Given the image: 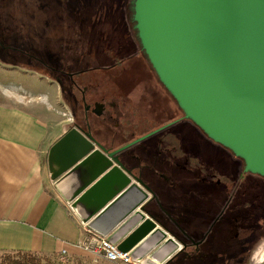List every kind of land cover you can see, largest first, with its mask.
Segmentation results:
<instances>
[{
    "label": "water",
    "instance_id": "obj_1",
    "mask_svg": "<svg viewBox=\"0 0 264 264\" xmlns=\"http://www.w3.org/2000/svg\"><path fill=\"white\" fill-rule=\"evenodd\" d=\"M133 14L187 118L264 176V0H133ZM113 144L75 127L49 152L51 181L88 231L137 264H164L187 244L149 212L157 197L130 169L139 158Z\"/></svg>",
    "mask_w": 264,
    "mask_h": 264
},
{
    "label": "flooded vegetation",
    "instance_id": "obj_2",
    "mask_svg": "<svg viewBox=\"0 0 264 264\" xmlns=\"http://www.w3.org/2000/svg\"><path fill=\"white\" fill-rule=\"evenodd\" d=\"M120 5L121 19L127 31L122 37L130 41L132 50L122 53L115 49L107 50L106 56L99 58H108L110 64L85 66L76 73H63V98L70 116L66 128L69 132L78 127L98 143H114V150L128 147L127 151L139 158V162H136L139 168H136L137 165L130 167L134 176L142 179L158 198L157 185L181 183L187 177L199 175V170L206 167L208 155L200 153L199 147L200 143L205 145L202 141L204 138L209 140L210 150L214 154L220 151L219 159L223 160L224 165L233 152L218 145L187 118L179 102L161 82L142 48L133 18V0L121 2ZM86 27L92 28L93 25ZM79 30L75 40L89 39ZM100 35L99 42L118 43L106 34ZM30 39L39 40V37L32 36ZM116 39H119L118 35ZM32 58L38 65L52 70L39 59ZM235 159L239 169L234 180H230V176L225 177L227 167L221 168L224 170L222 173L216 169L210 175L208 172L209 178L201 175L200 181L213 179L218 185L222 184L220 176L224 175L232 185L224 186L223 194L228 196V201L215 216L204 240L195 243V249L199 251L210 237H216L221 224L227 221L235 230L234 238L240 244L239 251L230 260L232 264H242L246 260L250 263V252L256 248V242L264 241V199H248L246 165L241 157L236 156ZM218 247L224 252L229 251L223 243Z\"/></svg>",
    "mask_w": 264,
    "mask_h": 264
},
{
    "label": "rangeland",
    "instance_id": "obj_3",
    "mask_svg": "<svg viewBox=\"0 0 264 264\" xmlns=\"http://www.w3.org/2000/svg\"><path fill=\"white\" fill-rule=\"evenodd\" d=\"M122 1L124 0H0V91L7 90L13 97L23 96L26 104L45 105L57 119L67 121L70 116L63 98V73H76L86 68L85 66L89 68L110 64L108 58H99L106 56L107 50L115 49L120 53L132 50L130 41L122 37L127 33L125 22L121 19L122 5L119 4ZM90 24L93 27L87 28ZM78 30L84 32L89 39L75 40ZM100 33L106 34L110 39L114 38L118 43L99 42ZM117 35L119 39H116ZM32 36L39 37V40L30 39ZM32 57L39 59L52 70L38 65ZM47 98L52 104L50 107L46 104ZM202 141L205 145L200 143V153H206L209 157L207 156L206 167L199 170V175L194 176V180L200 181L201 175L209 178L213 169L222 173L223 167L228 168L225 177L230 176V180H234L239 169L236 155L232 153L224 165L223 160L219 159L220 151H215L214 154L210 150L209 140L204 138ZM225 177L220 176L221 185L209 179L206 185L209 190L208 210L201 199L203 196H199L201 190H194L192 193L200 202V206L195 209L192 204H186L188 208L183 210L169 199L166 204L164 202V209L177 218L186 232L173 227L172 229L187 244L204 240L215 216L225 201H228V196L223 194V188L226 185L231 187L232 184ZM261 179L260 176L246 173L247 197L250 201L256 197L264 199V179ZM203 189L205 188L202 191ZM156 218H160L168 228L171 227L163 216ZM217 233L199 251H190V255L182 253L177 264H232L230 257L240 249V244L234 238L235 230L226 221L221 224ZM221 243L229 251L220 250L218 246ZM255 245L256 248L250 252V263L246 260L242 264H264V241L256 242ZM43 259L50 264H69L63 256ZM91 263L99 264L95 260ZM81 264L90 263L84 260Z\"/></svg>",
    "mask_w": 264,
    "mask_h": 264
},
{
    "label": "crops",
    "instance_id": "obj_4",
    "mask_svg": "<svg viewBox=\"0 0 264 264\" xmlns=\"http://www.w3.org/2000/svg\"><path fill=\"white\" fill-rule=\"evenodd\" d=\"M46 104L52 105L49 98ZM68 121L57 119L45 105L26 104L23 96L13 97L7 90L0 91V252L59 258L61 252L67 250L65 258L69 264H81L84 260L92 264L94 259L76 245H83L95 234L86 229L55 190L49 172V152L68 133ZM207 183L187 177L175 185H157L159 197L148 210L155 217L163 216L169 221L171 227L168 228L157 218L177 243L186 242L172 227L186 231L177 218L164 209V202L169 199L183 210L188 208L186 204H192L195 209L200 202L192 193L201 190L199 196H203L201 199L208 210ZM202 188L205 189L202 191ZM97 203L95 199L91 201V205ZM195 243H186V248L182 244L164 264H177L182 253L190 255V251L196 250ZM166 254L162 253L158 259L162 260ZM96 262L112 264L104 259Z\"/></svg>",
    "mask_w": 264,
    "mask_h": 264
},
{
    "label": "built area",
    "instance_id": "obj_5",
    "mask_svg": "<svg viewBox=\"0 0 264 264\" xmlns=\"http://www.w3.org/2000/svg\"><path fill=\"white\" fill-rule=\"evenodd\" d=\"M76 246L82 248L96 261L104 259L112 264H137L133 262L130 253L122 252L118 246H114L106 239L96 235L89 238L83 245ZM67 253V250H63L61 255L67 257Z\"/></svg>",
    "mask_w": 264,
    "mask_h": 264
},
{
    "label": "trees",
    "instance_id": "obj_6",
    "mask_svg": "<svg viewBox=\"0 0 264 264\" xmlns=\"http://www.w3.org/2000/svg\"><path fill=\"white\" fill-rule=\"evenodd\" d=\"M128 1H130V0H124V1H122V3L128 2ZM243 161H244V159H243ZM244 164H245V161H244ZM254 175L260 176L261 178H264V176H262L260 174H254ZM43 257H45V256L37 255L34 253L0 252V264H50V263H45Z\"/></svg>",
    "mask_w": 264,
    "mask_h": 264
}]
</instances>
